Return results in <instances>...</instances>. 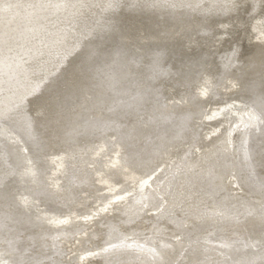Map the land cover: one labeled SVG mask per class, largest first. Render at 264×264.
<instances>
[{"label":"bare ground","instance_id":"6f19581e","mask_svg":"<svg viewBox=\"0 0 264 264\" xmlns=\"http://www.w3.org/2000/svg\"><path fill=\"white\" fill-rule=\"evenodd\" d=\"M0 264H264V0H0Z\"/></svg>","mask_w":264,"mask_h":264},{"label":"rangeland","instance_id":"374dc122","mask_svg":"<svg viewBox=\"0 0 264 264\" xmlns=\"http://www.w3.org/2000/svg\"><path fill=\"white\" fill-rule=\"evenodd\" d=\"M116 11V10H115ZM114 11V12H115ZM113 12V13H114ZM110 17H112V15L110 16ZM67 26V25H66ZM69 27V26H68ZM61 34V33H60ZM67 33H64L63 35L65 36ZM59 37H62V35L61 36H59ZM65 38H67V35H66V37ZM66 40H64L63 39V42H65ZM66 48H65V46L64 47H57V51L55 50V52H54V54H53V56L54 57H57L58 55L57 54H62L63 53V51L65 50ZM62 51V52H61ZM131 76L134 78V77H136V79L135 80H137V76H135V72H133L132 74H131ZM130 82H133V79L131 78V81ZM128 97V96H127ZM46 104H47V102H46ZM45 104V105H46ZM249 118V114H246V118ZM242 121V123H243V120H241ZM241 121L238 123L239 125H241ZM245 121V120H244ZM238 126V125H237ZM230 146H231V144H229ZM225 147H226V145H225ZM230 149H232V147H230ZM197 151V154L199 153V151L198 150H196ZM106 153V150H104L100 155H102V154H105ZM223 166L221 165V167L219 168L220 170H222L221 168H222ZM22 171V170H21ZM24 173H21V176L19 177V182L21 183V185H25L26 184V182L28 181V182H30V183H32V182H34L33 181V179H31V178H26L25 177V175H23ZM75 175H72L70 178H68L67 177V179H66V177L64 176V178L63 177H61L62 179H64V180H68L69 181V184H65V182H64V180H62V184H60V186H61V192H63L65 195L66 194H71V193H76L77 191V188H78V184L76 183V182H74L73 181V177L74 178H76V176L77 177H79V178H82V177H85L84 175H86V174H83V176H82V174L81 173H78V172H76V173H74ZM63 175V174H62ZM65 186V187H64ZM63 187V188H62ZM75 188V189H74ZM66 189V190H65ZM234 189H238L237 188V186H235V188ZM94 191V189H92L91 187L90 188H87V189H85V191H84V194L86 193V194H90L91 196L93 195V192ZM60 192V194L61 195H64L63 193H61ZM83 194V195H84ZM75 195V194H74ZM82 195V196H83ZM90 195H85L84 197H91ZM58 197V198H57ZM57 197H52V196H49L48 197V199L49 200H46V201H44L43 200V202H42V200H40V203H42V205L43 206H46L47 204H49V208H50V210L53 208V213H55L54 215H57V216H59L60 215V221L61 220H65V219H67V217H68V214L74 209V210H79V209H85V210H87V209H89V205H84V203H83V201L84 200H80V199H76V200H74V201H72V202H66V201H64L63 199L61 200L60 198H59V196H57ZM92 198V197H91ZM55 200V201H54ZM96 202H99V203H106V200L105 199H103L102 197H99V198H97L96 197ZM196 200H198L197 198H196V196H192V201H196ZM203 200H204V202L205 203H202V205L205 207V206H208V204L210 205V198L208 197V196H203V199L201 200V202H203ZM47 201H48V203H47ZM57 201H63V203L61 204V205H63V206H61V207H58L57 205V207L54 205L55 203H57L58 204V202ZM46 202V203H45ZM52 202H53V204H52ZM66 202V203H65ZM68 203V204H67ZM95 203V202H94ZM206 203H208V204H206ZM67 205V206H66ZM66 208V209H65ZM67 210V211H66ZM159 211H160V213L161 212H166V209L165 208H163V207H161L160 206V208L158 209ZM47 213H49V210H48V212ZM83 213H85V211H83V212H81V214L80 215H83L82 216V219H87L88 218V215H86V214H83ZM53 218V217H52ZM54 219V218H53ZM188 230H190V223H189V225L188 226H184V228L183 229H181L180 230V232H179V234H177V236H176V240L175 241H178L177 240V238H184V235L186 234V232L188 231ZM183 233V234H182ZM181 236V237H180ZM234 240H236V239H234ZM179 242V241H178ZM248 244H249V242H247L246 243V245L248 246ZM249 247V246H248ZM222 253H226V250H222Z\"/></svg>","mask_w":264,"mask_h":264}]
</instances>
